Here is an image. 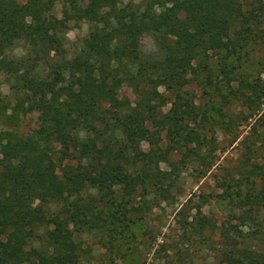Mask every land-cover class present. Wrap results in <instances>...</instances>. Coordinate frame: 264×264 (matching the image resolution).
Here are the masks:
<instances>
[{
	"label": "trees",
	"instance_id": "trees-1",
	"mask_svg": "<svg viewBox=\"0 0 264 264\" xmlns=\"http://www.w3.org/2000/svg\"><path fill=\"white\" fill-rule=\"evenodd\" d=\"M193 1L204 0H147L141 8L122 5L123 0H0V57L18 44L26 47L24 55L12 58L9 71L12 93L24 99L11 103L0 92L5 123L0 130V264H78L76 235L100 229H107L112 241L124 235L131 216L140 219L149 209L144 195L164 190L170 172L159 165L169 162V154L179 151L180 164L193 157L204 160L199 128L208 117L203 112L199 118V108L183 92L186 73L197 61L210 73L208 58L216 53L230 86L229 60L250 44L255 30H263L264 46L259 28H264V0H255L249 11L242 0H205L203 12L183 16ZM58 3L63 24H89L71 58L53 21ZM146 34L154 41L152 53L141 49ZM259 64V75L241 79L229 92L253 110L264 101V53ZM43 66L50 71L41 73ZM58 72L66 76L63 83L54 80ZM122 85L136 96L134 103L121 98ZM221 102L228 103V97L221 95ZM168 104L163 115L171 126L168 143L144 152L146 124ZM34 106L43 116L36 129L24 133L18 129L19 115ZM244 186L246 191H225V198L240 212L237 218L255 222L264 209V179L259 189L253 182ZM138 189L144 200L134 207ZM213 227L200 217L196 229L202 235ZM263 236L259 229L247 235L222 225L218 259L264 264V250L255 249Z\"/></svg>",
	"mask_w": 264,
	"mask_h": 264
},
{
	"label": "rangeland",
	"instance_id": "rangeland-1",
	"mask_svg": "<svg viewBox=\"0 0 264 264\" xmlns=\"http://www.w3.org/2000/svg\"><path fill=\"white\" fill-rule=\"evenodd\" d=\"M146 1L123 0L122 5L141 8ZM18 2L23 4L25 0ZM254 4L255 0H242L244 11L252 9ZM205 6V0L193 1L185 7L182 15L200 14ZM53 21L63 33L65 56L71 58L86 36L89 24L85 21L63 24L60 3L55 7ZM262 31L255 30L250 44L229 60L232 72L229 77L233 79L230 86L219 72L216 53L208 58L210 73L202 70L198 61L186 73L189 82L183 92L199 108V118L203 112L208 117L199 128L205 139V145L199 151L204 160L201 162L193 157L186 164H180L179 151L169 154V162L177 168L172 169L169 162L159 165L161 171L170 172L162 192L151 190L144 195V200L143 191L138 189L132 201L134 207L144 200L149 209L140 219L131 216L132 222L124 235L116 236L114 241L107 229L76 235L81 246L78 264H222L217 256L222 225L237 227L247 235L253 229L264 232V209L256 214L255 222L244 223L237 218L240 212L225 198V191L234 193L239 188L246 191L245 183L253 182L259 189L264 179V101L259 109L253 110L229 96L238 81L252 80L262 72L259 64L264 53L260 39ZM141 49L145 53L155 51L151 35L143 36ZM25 51V45L18 44L9 54L0 57V92L8 96L11 103L24 99L21 93H12L13 80L9 71L12 58L24 55ZM40 71L46 73L50 70L43 66ZM208 73L211 83L208 82ZM65 77L58 72L54 80L63 83ZM160 92L170 96L163 88ZM221 95L228 97V103L221 102ZM120 96L132 103L136 101V96L125 85L121 87ZM169 108L170 104L159 110L158 118L147 122L146 140L141 143L144 152L151 147L164 148L167 145L171 126L163 115ZM42 116L43 111L38 106L28 108L19 115L18 129L24 133L36 129ZM2 129H5V123L0 120ZM200 217H206L214 226L204 230L202 235L196 229ZM45 232L46 229L39 234L45 235ZM38 241L40 245L41 241ZM256 243L255 249L264 250V236Z\"/></svg>",
	"mask_w": 264,
	"mask_h": 264
}]
</instances>
